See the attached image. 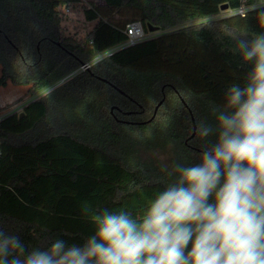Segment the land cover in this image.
<instances>
[{
	"label": "trees",
	"instance_id": "trees-1",
	"mask_svg": "<svg viewBox=\"0 0 264 264\" xmlns=\"http://www.w3.org/2000/svg\"><path fill=\"white\" fill-rule=\"evenodd\" d=\"M103 1L84 5L97 23L75 38L64 33L61 8L82 0H0V86L42 94L0 122V229L26 251L56 239L82 246L95 233L94 212L143 215L175 181L176 165L199 164L216 137L188 140L192 114L197 125L215 126L213 108L252 68L238 39L264 33V6L221 15L222 5L236 9L243 0ZM136 20L160 34L116 49ZM163 97L155 118L139 123ZM156 149L170 152L169 165L149 154Z\"/></svg>",
	"mask_w": 264,
	"mask_h": 264
},
{
	"label": "clouds",
	"instance_id": "clouds-1",
	"mask_svg": "<svg viewBox=\"0 0 264 264\" xmlns=\"http://www.w3.org/2000/svg\"><path fill=\"white\" fill-rule=\"evenodd\" d=\"M237 47L252 68L213 108L215 126L198 123L199 139L216 137L199 164L176 165L143 215L94 212L82 246L56 239L26 251L0 229V264H264V33Z\"/></svg>",
	"mask_w": 264,
	"mask_h": 264
},
{
	"label": "rangeland",
	"instance_id": "rangeland-1",
	"mask_svg": "<svg viewBox=\"0 0 264 264\" xmlns=\"http://www.w3.org/2000/svg\"><path fill=\"white\" fill-rule=\"evenodd\" d=\"M264 0H257L261 3ZM84 5L86 6H103V0H82V2L72 4L68 7H62V27L64 33L68 36L75 38H81L90 32L97 20H88L85 16ZM228 9L222 10L221 15H226ZM115 19H121L118 13L114 14ZM161 30L145 31L146 38H150L160 34ZM2 74V66L0 65V77ZM29 86L16 85L11 81H8L7 85L0 86V111L4 108L16 107L21 108L22 105H26L34 98L40 97L42 94L30 95L28 94ZM22 109V108H21ZM157 161L163 165H169L171 160V154L167 149H156L149 153Z\"/></svg>",
	"mask_w": 264,
	"mask_h": 264
},
{
	"label": "built area",
	"instance_id": "built-area-1",
	"mask_svg": "<svg viewBox=\"0 0 264 264\" xmlns=\"http://www.w3.org/2000/svg\"><path fill=\"white\" fill-rule=\"evenodd\" d=\"M261 6H264V1L261 2V3L257 2V1L254 2V3H247V0H243V3L238 8H236V9H228V13H226V15H231V14L244 15L249 10L255 9V8H258V7H261ZM125 32H126V34L128 36L127 40L124 43H122L116 49H119V48H122V47H126V46H130V45H134V44L146 39V33H145V30H144L143 24L139 20H136V21H133V22L129 23L126 26ZM98 60H99V58H95V59H93L90 62L83 63L78 70H76V71H74L72 73V75L77 74L80 71L89 69ZM24 107H25V105L21 106L22 109L21 108L17 109L16 107L4 108L2 111H0V122H2L8 116L22 113ZM1 153H2V147H1V143H0V154Z\"/></svg>",
	"mask_w": 264,
	"mask_h": 264
},
{
	"label": "water",
	"instance_id": "water-1",
	"mask_svg": "<svg viewBox=\"0 0 264 264\" xmlns=\"http://www.w3.org/2000/svg\"><path fill=\"white\" fill-rule=\"evenodd\" d=\"M221 9L222 10H226V9H228V4H224V5H222L221 6ZM149 29L151 30V31H153L154 29H158V27H153L151 24L149 25ZM72 75V74H71ZM164 100H165V97H163L160 101H159V103H158V105L156 106V108H155V111H154V114L152 115V117L151 118H149L148 120H146V121H143V122H139V123H146V122H150V121H152L154 118H155V116H156V113H157V110H158V108H159V106L164 102ZM184 101V100H183ZM184 103H185V105L189 108V106L187 105V103L184 101ZM115 107V106H114ZM114 107H112V110H113V108ZM190 109V108H189ZM190 111H191V109H190ZM192 121H193V132H192V134L188 137V140L189 139H191V138H193L194 136H195V134H196V127H197V124H196V121H195V118H194V116H193V114H192Z\"/></svg>",
	"mask_w": 264,
	"mask_h": 264
}]
</instances>
